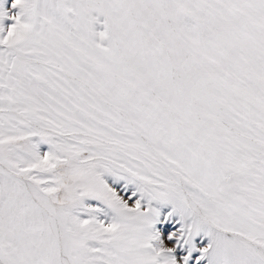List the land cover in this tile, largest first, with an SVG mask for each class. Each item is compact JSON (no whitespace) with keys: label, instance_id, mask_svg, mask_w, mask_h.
I'll return each instance as SVG.
<instances>
[{"label":"snow or ice","instance_id":"6c2138e0","mask_svg":"<svg viewBox=\"0 0 264 264\" xmlns=\"http://www.w3.org/2000/svg\"><path fill=\"white\" fill-rule=\"evenodd\" d=\"M0 264H264V0H0Z\"/></svg>","mask_w":264,"mask_h":264}]
</instances>
